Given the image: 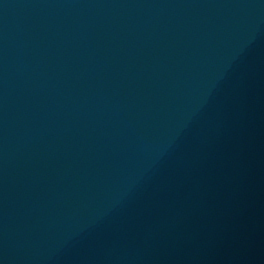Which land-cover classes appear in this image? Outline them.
Here are the masks:
<instances>
[{
	"label": "water",
	"instance_id": "obj_1",
	"mask_svg": "<svg viewBox=\"0 0 264 264\" xmlns=\"http://www.w3.org/2000/svg\"><path fill=\"white\" fill-rule=\"evenodd\" d=\"M0 264H264V0H0Z\"/></svg>",
	"mask_w": 264,
	"mask_h": 264
}]
</instances>
